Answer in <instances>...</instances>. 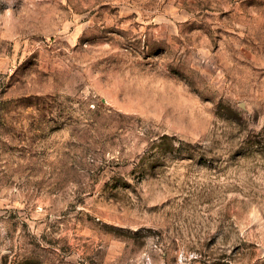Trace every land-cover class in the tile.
Segmentation results:
<instances>
[{
	"label": "rangeland",
	"instance_id": "obj_1",
	"mask_svg": "<svg viewBox=\"0 0 264 264\" xmlns=\"http://www.w3.org/2000/svg\"><path fill=\"white\" fill-rule=\"evenodd\" d=\"M0 264H264V0H0Z\"/></svg>",
	"mask_w": 264,
	"mask_h": 264
}]
</instances>
